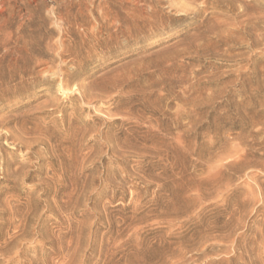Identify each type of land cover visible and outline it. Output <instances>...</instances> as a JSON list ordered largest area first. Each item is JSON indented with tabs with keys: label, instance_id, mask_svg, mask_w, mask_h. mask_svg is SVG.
Segmentation results:
<instances>
[{
	"label": "rangeland",
	"instance_id": "obj_1",
	"mask_svg": "<svg viewBox=\"0 0 264 264\" xmlns=\"http://www.w3.org/2000/svg\"><path fill=\"white\" fill-rule=\"evenodd\" d=\"M0 264H264V0H0Z\"/></svg>",
	"mask_w": 264,
	"mask_h": 264
},
{
	"label": "bare ground",
	"instance_id": "obj_2",
	"mask_svg": "<svg viewBox=\"0 0 264 264\" xmlns=\"http://www.w3.org/2000/svg\"><path fill=\"white\" fill-rule=\"evenodd\" d=\"M129 1V0H128ZM182 8V7H181ZM100 11V10H99ZM106 15H105V13H103V11L101 12V14L100 15H98V18H96V20H98L99 18L101 19H105V20H107V18L105 17ZM102 21V20H101ZM99 22V21H98ZM105 25V24H104ZM95 26H97V25H95ZM89 36V35H88Z\"/></svg>",
	"mask_w": 264,
	"mask_h": 264
}]
</instances>
